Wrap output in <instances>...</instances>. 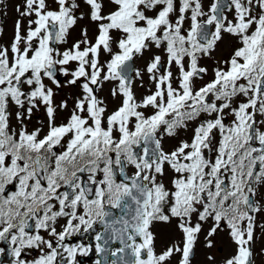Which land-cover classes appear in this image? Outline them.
Wrapping results in <instances>:
<instances>
[{
  "label": "snow or ice",
  "instance_id": "6c2138e0",
  "mask_svg": "<svg viewBox=\"0 0 264 264\" xmlns=\"http://www.w3.org/2000/svg\"><path fill=\"white\" fill-rule=\"evenodd\" d=\"M6 6L0 257L80 264L93 245L69 241L91 232L95 264H193L201 236L211 250L226 232L233 254L206 264H256L264 0H22L5 39Z\"/></svg>",
  "mask_w": 264,
  "mask_h": 264
},
{
  "label": "rangeland",
  "instance_id": "374dc122",
  "mask_svg": "<svg viewBox=\"0 0 264 264\" xmlns=\"http://www.w3.org/2000/svg\"><path fill=\"white\" fill-rule=\"evenodd\" d=\"M21 2H22V0H6L7 6L2 9L4 11H7V13H8L6 17H2L4 20V26L6 29L5 39L10 37L12 34V28H13L14 20L17 16V14L15 13V6H16V4L21 3ZM210 2H211V0H209V3ZM206 9H207V7H205V10ZM85 26L90 27V33L94 29V25H90L89 21L87 19L80 21L79 25L71 32V35L69 37V43H71L73 40L79 38L81 28L85 27ZM235 43L236 42L234 40H232L231 38L225 37L224 41L219 43L218 50L215 53V55L218 57H227L230 54V52L232 51L233 47L235 46ZM206 63H208L209 67L211 66L210 61H208ZM142 66H143L142 61L138 60L137 67H142ZM210 76H211V74H209V76L206 77V79H209ZM65 91H67V90H65ZM141 92H142V90L137 89L138 95L141 94ZM101 95L102 96L108 95L107 87L101 92ZM41 115L42 114H37L38 117ZM32 123L35 126L36 119H34L32 121ZM190 134L191 133H188V135H190ZM166 144L169 147L172 144V141L168 140L166 142ZM262 195H264V193H262ZM257 198L260 199L261 197L258 196ZM258 223L264 224V218L258 217ZM160 228H161V230H159V233L161 232V234H160V239H159V243H160L159 249L164 244H166L168 239L173 235L172 231L170 229H168L166 226L160 225ZM216 241H217V243L214 246V248L209 250L203 246V237L200 238V241L198 242V245L196 248L197 254H196V257L193 261V264H206V255L209 254V252L214 254L217 257L218 261H223L225 258H227L233 254L234 245H232L231 242L229 241L226 232L219 233L218 236L216 237ZM263 245H264V242L257 241L255 247H256L258 253H259V251ZM173 264H176V262L174 261ZM256 264H264V259L262 258V255H257Z\"/></svg>",
  "mask_w": 264,
  "mask_h": 264
},
{
  "label": "flooded vegetation",
  "instance_id": "af4514ba",
  "mask_svg": "<svg viewBox=\"0 0 264 264\" xmlns=\"http://www.w3.org/2000/svg\"><path fill=\"white\" fill-rule=\"evenodd\" d=\"M205 227H207V225H205ZM158 230H161L160 226H158ZM160 234H161V232H160ZM159 239H160V236H159ZM69 242L70 243L82 242L85 245H88V244H92L93 245L92 252L88 256H78L77 257V259L80 262V264H95V260L96 259H102V257L99 256L95 252V246H94L95 242L92 239V233L91 232L86 233V234H82V235L74 236ZM159 245H160V243H158L157 250L159 249ZM0 246H5V245H0ZM115 246L116 245H112V247H115ZM10 259H11V257L7 256V255H5L3 257H0V261H3V264H9Z\"/></svg>",
  "mask_w": 264,
  "mask_h": 264
}]
</instances>
